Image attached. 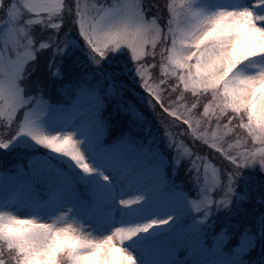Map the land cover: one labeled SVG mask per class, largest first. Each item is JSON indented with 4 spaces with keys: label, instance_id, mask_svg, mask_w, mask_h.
I'll list each match as a JSON object with an SVG mask.
<instances>
[{
    "label": "snow or ice",
    "instance_id": "obj_1",
    "mask_svg": "<svg viewBox=\"0 0 264 264\" xmlns=\"http://www.w3.org/2000/svg\"><path fill=\"white\" fill-rule=\"evenodd\" d=\"M72 32L86 44L87 59L62 71ZM262 34L264 0L211 11L199 0H0V264H137L128 242L175 220L138 223L106 212L109 201L82 198L81 185L95 190L89 178L112 183L93 163L110 102L136 128L148 125L150 107L176 147L177 165L191 160L198 192L190 205L198 222L229 207L242 169L264 170ZM122 49L143 92L129 83L128 63L116 55ZM42 53H49L43 66ZM69 77L75 82L64 83ZM49 83H63L65 95L72 89L77 98L89 97L87 119L53 105ZM188 136L227 164L209 163L186 145ZM127 139L136 147L131 133ZM139 150L151 154L148 146ZM144 200L117 204L132 209ZM98 229L107 231L97 235Z\"/></svg>",
    "mask_w": 264,
    "mask_h": 264
},
{
    "label": "rangeland",
    "instance_id": "obj_2",
    "mask_svg": "<svg viewBox=\"0 0 264 264\" xmlns=\"http://www.w3.org/2000/svg\"><path fill=\"white\" fill-rule=\"evenodd\" d=\"M154 2L155 0H146V3ZM159 2L163 4L164 0H159ZM199 2L201 6L211 11L214 10L218 4L243 5L248 3L250 5L251 0H199ZM34 35L37 40L41 39L42 34L39 31L34 32ZM48 54L49 53L41 54V64L44 63V56L46 57ZM116 55L122 60H126L128 63V70L125 74L131 75L132 72L134 76L131 75L129 78L132 79L135 77L133 67L135 62L130 60L128 51L122 49ZM77 59L80 61L87 59V46L76 32H72L70 33L67 48L61 58V70L63 71L68 68ZM121 66L123 67V65ZM154 73L155 72L153 71V74ZM155 74L159 76L160 73L158 71V73ZM74 82L75 81L72 77H69L68 80L64 81V83ZM62 87L63 83H49L46 98L50 100L53 105L63 106L65 108L71 107L75 109L76 112L83 113L84 115L82 118L87 119L93 101L87 96L77 98L72 89H69L67 95H65L60 91V88ZM138 92H143V89H138ZM186 95L191 99L190 94ZM145 107L148 108L149 111H152L147 105H145ZM200 111H202V108ZM118 112L119 111L115 108L113 103L112 116L117 119L121 118V115H118ZM105 119L107 121L108 118ZM128 122L130 123V119ZM152 125L154 128H152ZM112 126L113 125L108 124V127ZM120 126L121 131L118 139L121 141L112 146H109L106 138L113 137V134L109 133L105 127L102 130H96L94 145L96 155L93 158V163L100 170L106 172V174L112 177L111 185L104 184L100 176L96 175L89 178V183L93 185L95 190L90 192L86 189L84 191V186L81 185L80 194L81 196L83 193L87 194V196H89L88 198H94L97 203L109 201L110 206L105 209L106 212H114L117 217L123 214L124 218L131 219L138 223H146L151 220H163L174 215V221H171L168 224H158L156 227L150 229L149 232L141 233L139 237L128 242L126 247L136 258L137 264H183L184 260L180 259L182 245L184 242L196 239V234L200 231L202 228L201 226L204 223L197 221L191 223L185 228H179V236L173 239L174 241L172 240L173 242L170 244L168 243L167 236H165L164 233L161 234V232L172 229V226L180 216L194 212L190 205V199L197 198L198 186L195 183L196 172L192 170V162L188 158H185L181 164L177 165L176 147L169 144L167 137L163 132V127L154 124L151 119H149L147 126H140L139 128H125L123 123ZM112 129L113 128H111V130ZM129 133H131L136 147H134L127 139ZM177 139L179 140L180 138L178 137ZM184 139L186 145L192 146L193 150L206 158H209V163H214L217 167H220L222 164H227V161L217 159L219 155L218 153L199 144V142L193 141L190 136L185 137ZM197 144H199V147H197ZM137 146L138 149H136ZM142 146H148L151 149V154L145 155L142 153L139 150V147ZM40 151L48 152L50 150L41 149ZM52 154L58 155L56 153ZM156 157H158V159ZM192 159H194V157ZM8 166L11 167V165ZM257 166L259 165L257 164L242 169L239 178L235 179V192L232 196L231 203L233 207L235 205L238 208L235 210V216L239 213L242 215L248 213L247 209H245L247 208L245 207V204L248 200V184L253 185L255 182L252 177L254 175L252 171L253 169H256ZM4 170V165L2 161H0V172H3ZM247 171H249L248 174ZM182 175L184 176L181 177ZM172 178L179 179V183L175 184L179 187L174 186ZM243 183L244 192L243 190L240 192L239 190L240 188L242 189ZM193 191L194 194L191 196ZM162 193H166V197H162L163 199L156 202L149 213L143 215L141 212L144 206L151 203L153 199ZM237 195L239 198H237ZM138 196H143L145 198L142 205L135 206L132 209L119 208L117 204L118 199L136 198ZM0 206H2V201H0ZM225 209L226 208L224 207L217 208L216 212L213 211L211 215L215 217L216 213H222ZM26 214H29L27 209H22L20 211L21 218H25ZM228 217L229 219H233L231 211ZM258 224H262L261 215L257 219V225H249H252V228L256 229ZM249 225L245 237L240 240V245L235 249V254L230 255L226 253V237L224 238L222 236L217 239V242L214 243V249L210 254V264H245L246 255L254 247V241L251 237L247 236L251 235V227ZM106 231L107 229H104L103 231L98 229L96 234L104 235ZM155 236H163L161 238H163L164 241L159 245L156 244L157 246H151L149 244L150 242H153L154 244L157 242V240L153 239Z\"/></svg>",
    "mask_w": 264,
    "mask_h": 264
},
{
    "label": "trees",
    "instance_id": "obj_3",
    "mask_svg": "<svg viewBox=\"0 0 264 264\" xmlns=\"http://www.w3.org/2000/svg\"><path fill=\"white\" fill-rule=\"evenodd\" d=\"M44 60H45V56H44ZM158 60L159 58L157 59V61ZM41 65L43 66V64ZM153 71L155 73H158L159 68H156ZM155 73L154 75L157 76ZM131 75L134 76L132 72H131ZM131 75L127 74L129 83L130 85L134 86L135 89L138 91V89H141L139 84L136 82L138 78L133 77L132 79H130L129 77ZM113 103L111 102L108 105L104 113L105 118H108L107 123L113 125L112 127H108V124L105 126L107 131L113 134V137L106 138L108 143L119 140L118 137L120 136V131H121L120 125L122 123L125 128H129V129L136 128L131 123L128 122L130 117L125 115L123 112H120V111L118 112V115H121V118L119 119L112 116ZM147 113H148L149 119H151V121L154 124L160 125L159 119L157 118V121H156V117L154 113L152 111H149L148 108H147ZM111 128L113 129L111 130ZM152 128H154L153 125H152ZM252 172L254 174L252 177L254 178L255 182L253 183V185L248 184L249 186V189L247 192L248 200L245 204V207H247L245 209H247L248 213H245L243 215L239 213L235 216V210H237L238 208L235 205L233 207V205L231 204L222 213H219V214L216 213L215 217H213V215L210 216V218L208 219V221L210 222V225L208 227L209 232L207 231L208 233L206 235L207 241L212 242V240L215 239L219 235V233L224 232L225 236H227L226 245L234 246L238 244L243 237H245V233L248 230L249 224L257 225V219L261 215L262 224H258L257 226L258 228L256 227V229H253L252 225H249L251 227V231H250L251 235H247V236L251 237L252 240L254 241V247L246 255L245 258L247 260L253 259L257 254H260L261 257H264V170H262L261 167L259 168V166H257V168L253 169ZM248 173L249 171H247V174ZM183 176L184 175H182L181 177ZM172 182L174 186L179 187L175 185L179 183V179L172 178ZM242 190L244 192V183L242 185V189L240 188L239 191L242 192ZM193 194H194V191L192 192L191 196ZM216 196H220V193L219 192L216 193L215 197ZM230 211L233 214V219H229L228 217V215L230 214Z\"/></svg>",
    "mask_w": 264,
    "mask_h": 264
},
{
    "label": "clouds",
    "instance_id": "obj_4",
    "mask_svg": "<svg viewBox=\"0 0 264 264\" xmlns=\"http://www.w3.org/2000/svg\"><path fill=\"white\" fill-rule=\"evenodd\" d=\"M262 35H264V34H262Z\"/></svg>",
    "mask_w": 264,
    "mask_h": 264
}]
</instances>
